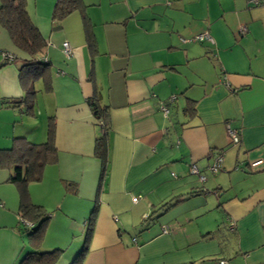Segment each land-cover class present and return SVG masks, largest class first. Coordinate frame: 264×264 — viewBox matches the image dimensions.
Returning a JSON list of instances; mask_svg holds the SVG:
<instances>
[{
  "label": "crops",
  "instance_id": "obj_1",
  "mask_svg": "<svg viewBox=\"0 0 264 264\" xmlns=\"http://www.w3.org/2000/svg\"><path fill=\"white\" fill-rule=\"evenodd\" d=\"M33 1L51 69L28 79L35 117L24 114L13 103L27 96L22 62L3 65L2 51L17 52L0 27V149L15 138L44 143L54 118L58 161L29 186L51 213L43 250L61 249L57 264H73L96 207L80 264H264V0H83L55 29L57 0ZM204 32L213 42L194 41ZM95 85L109 107L106 173L87 103ZM14 173L0 166V264L29 251Z\"/></svg>",
  "mask_w": 264,
  "mask_h": 264
},
{
  "label": "trees",
  "instance_id": "obj_2",
  "mask_svg": "<svg viewBox=\"0 0 264 264\" xmlns=\"http://www.w3.org/2000/svg\"><path fill=\"white\" fill-rule=\"evenodd\" d=\"M261 4V0H257ZM85 5L83 0H57L52 20L55 24L54 29L59 27L61 22L67 19L76 11H83ZM85 21H87L85 19ZM0 27L7 32L13 43L16 54L10 55L2 51L3 65L11 64L16 60H21L20 79L27 87V96L13 101L15 106H23L24 114L35 117V97L37 91L33 86H28V79L44 77L51 69V62L42 56L47 49V43L38 27L34 24L27 10V0H0ZM93 49L95 46L93 45ZM49 88V84L47 85ZM95 94L88 99L87 103L102 129L101 136L95 144V156L103 162V172L106 173L108 162V143L110 125L108 120L109 107L101 102V93L95 85ZM173 98V97H171ZM170 99L166 104L169 105L176 101ZM165 105V104H164ZM170 111V109H169ZM186 112L194 115L195 102L191 101ZM58 149L56 145V124L54 118L48 126V138L44 143H33L26 138H15L13 147L10 149H0V166L13 167L14 175L9 182L16 184L19 188L20 206L19 217L24 224L29 251L21 260L20 264H57L63 256V250H43V242L47 234L51 213L44 207L32 202L29 186L39 183L44 177L45 169L57 163ZM67 191L72 190L70 183H65ZM75 189V187H74ZM171 203L163 205L168 208ZM96 207L89 218V230L85 237L82 250L73 264H80L86 253L91 240L92 225L96 214ZM212 234V233H210ZM213 235V234H212Z\"/></svg>",
  "mask_w": 264,
  "mask_h": 264
},
{
  "label": "built area",
  "instance_id": "obj_3",
  "mask_svg": "<svg viewBox=\"0 0 264 264\" xmlns=\"http://www.w3.org/2000/svg\"><path fill=\"white\" fill-rule=\"evenodd\" d=\"M255 3H257V1H255ZM243 30L245 31V29H243ZM194 41H200V42L209 41V42H213L212 41V38L210 37V35L208 34V32L203 33V34L195 37L194 38ZM72 52H73V49L70 46V44L68 42H64L63 43V53H64V56L67 59H69L72 56ZM5 56H9V57L12 56L13 57L12 54L5 55ZM174 98L175 97H173L171 99L173 100ZM161 109H162L163 113H165V115H167L169 113V109H168V107L166 105L163 104L162 107H161ZM228 136H229V140H230L231 144L238 145L240 143V135H239L238 130L229 127L228 128ZM222 163H223V157L222 156L217 157L215 163L209 168V170L212 173H215V174L218 173L219 171L222 170ZM261 163H262V161H256L255 163H252L251 164V167H256V166L260 165ZM191 171H192L193 174L199 175V170L197 169L196 166H193ZM200 179L203 182L206 180V178L204 176H200ZM138 200H139V197H135L133 201L134 202H137ZM162 231H163L164 234L169 233L168 226H164L162 228ZM134 242H136L135 239H134ZM219 264H229V262L228 261H225V260H222V261H220Z\"/></svg>",
  "mask_w": 264,
  "mask_h": 264
},
{
  "label": "rangeland",
  "instance_id": "obj_4",
  "mask_svg": "<svg viewBox=\"0 0 264 264\" xmlns=\"http://www.w3.org/2000/svg\"><path fill=\"white\" fill-rule=\"evenodd\" d=\"M207 1L208 0H202V6L204 5V3L206 4ZM211 1H213V0H211ZM29 2H30V5H29V7H27V9L29 10V8H30L29 12H32V11H34V5H33L34 4V1L33 0H27V5L29 4ZM219 6H220V4H219ZM204 33H206V32H204ZM205 42H208V41H204V43ZM1 55L3 56V54H1ZM1 235H3V233ZM0 237L3 238L4 236H0ZM6 244L7 243L5 242V240L3 241V243L0 242V246L1 247L6 246Z\"/></svg>",
  "mask_w": 264,
  "mask_h": 264
}]
</instances>
